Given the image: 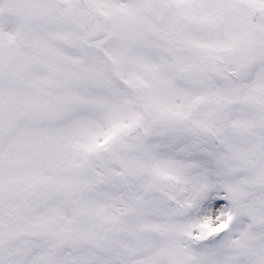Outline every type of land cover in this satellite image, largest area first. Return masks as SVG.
<instances>
[{"label": "snow or ice", "instance_id": "obj_1", "mask_svg": "<svg viewBox=\"0 0 264 264\" xmlns=\"http://www.w3.org/2000/svg\"><path fill=\"white\" fill-rule=\"evenodd\" d=\"M0 264H264V0H0Z\"/></svg>", "mask_w": 264, "mask_h": 264}]
</instances>
